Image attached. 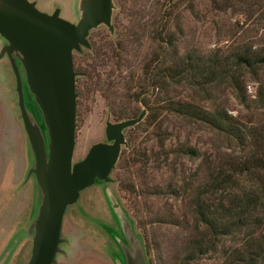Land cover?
<instances>
[{
	"label": "rangeland",
	"instance_id": "1",
	"mask_svg": "<svg viewBox=\"0 0 264 264\" xmlns=\"http://www.w3.org/2000/svg\"><path fill=\"white\" fill-rule=\"evenodd\" d=\"M29 1L35 2L41 12L51 13L57 8L61 19L77 21L78 0ZM156 1L113 0V35L99 26L88 36L93 50L73 53V67L79 73L75 78L73 161L82 158L91 144L104 140L107 113L113 122L135 117L141 110H145V116L123 131L126 145L121 146L109 174L111 182L84 189L76 203L66 208L61 223L60 253L54 264H114L113 259L122 263L118 246L126 241L118 228L117 216L103 195L104 189L113 194L133 231L141 237L148 264L235 263L231 253L240 247L241 234L208 237L195 218L194 203L197 195L204 204L225 202V192L202 187L209 173L241 161L242 148L209 125L171 111L165 103L158 104L156 90H146L140 101L126 94L129 76H140L144 59L150 58L157 48L151 39V28L158 20ZM187 2L192 4L196 17L187 11ZM178 7L182 29L176 40L179 55L228 64L233 56L242 53L243 46L264 45V0H180ZM168 24L173 26L174 20ZM20 74L23 75L22 70ZM239 80L242 85V70ZM244 81L243 104L242 90L239 101L228 83L218 77L202 86L192 79L181 80L169 96L197 109L225 113L241 127L247 122L264 123V67ZM23 91L27 111L39 122L33 99L24 87ZM185 147L193 149L195 156L183 154ZM30 165L13 76L3 56L0 58L1 259L13 244L4 264H26L29 257L31 241L26 228L38 203L33 177L23 183ZM197 241L203 243L202 254L192 251Z\"/></svg>",
	"mask_w": 264,
	"mask_h": 264
},
{
	"label": "water",
	"instance_id": "2",
	"mask_svg": "<svg viewBox=\"0 0 264 264\" xmlns=\"http://www.w3.org/2000/svg\"><path fill=\"white\" fill-rule=\"evenodd\" d=\"M114 8L113 0H78L77 21L70 23L59 17L57 8L45 13L33 1L0 0V58L6 57L13 76L16 107L31 155L23 183L32 176L38 195L34 215L26 228L31 241L26 264L55 263L66 208L76 203L84 189L111 182L109 174L121 146L126 145L123 131L145 116V110H141L135 117L113 122L107 113L104 140L91 144L82 158L72 160L75 78L79 75L73 67V53L90 50L88 36L99 26L113 35ZM24 86L33 99L39 122L26 109ZM103 195L115 212L126 241L118 246L121 264H148L142 239L133 231L125 212L109 190L104 189ZM12 246L3 252L0 264H4Z\"/></svg>",
	"mask_w": 264,
	"mask_h": 264
},
{
	"label": "trees",
	"instance_id": "3",
	"mask_svg": "<svg viewBox=\"0 0 264 264\" xmlns=\"http://www.w3.org/2000/svg\"><path fill=\"white\" fill-rule=\"evenodd\" d=\"M179 4L180 0L155 2L158 6V20L151 28V39L157 48L150 58L144 59L140 76H129L126 94L140 101L146 90H156L158 104L165 103L169 110L192 117L238 142L244 153L242 160L229 164L225 169L209 173L207 182L202 187H212L225 192L226 203L219 200L217 205L204 204L200 195H197L194 214L208 237H215L220 233L241 234L240 247L231 253L235 262L232 264H264V123L253 125L247 122V125L242 124L241 127L233 117L225 113L197 109L189 103L174 100L169 96V92H173V88L181 84V80L192 79L197 86H202L210 84L218 77L228 83L234 97L239 101L242 90L243 104L244 79L264 67V45L255 48H252V45L243 46L242 53L233 56V61L228 64L225 61L218 62L199 56L179 55L176 48L177 37L182 34ZM186 6L187 11L196 17L192 4L187 2ZM169 20H174L173 26L168 24ZM92 50L90 45V51ZM241 70L242 85L239 80ZM132 88L135 90L130 92ZM245 148H248L247 152L244 151ZM182 150L183 154L195 156L193 149L189 147ZM222 211L226 212V215L221 216ZM192 251L202 254L203 243H193Z\"/></svg>",
	"mask_w": 264,
	"mask_h": 264
}]
</instances>
